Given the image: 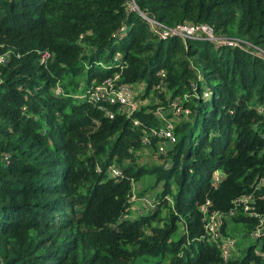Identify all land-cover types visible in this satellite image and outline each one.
<instances>
[{
  "label": "trees",
  "instance_id": "trees-1",
  "mask_svg": "<svg viewBox=\"0 0 264 264\" xmlns=\"http://www.w3.org/2000/svg\"><path fill=\"white\" fill-rule=\"evenodd\" d=\"M131 1L0 0V264H264L255 243L225 260L202 210L210 201L226 214L254 193L264 215V58L161 39L143 17L208 24L264 50V0ZM116 53L122 61L106 67ZM115 73L137 88L134 114L105 103L111 118L75 97ZM173 100L189 110L172 116L176 141L152 137L157 160L141 164L143 136L163 124L154 111ZM111 165L122 176L110 177ZM143 178L146 190L162 188L157 208L132 218ZM239 209L222 236L259 223Z\"/></svg>",
  "mask_w": 264,
  "mask_h": 264
},
{
  "label": "built area",
  "instance_id": "built-area-1",
  "mask_svg": "<svg viewBox=\"0 0 264 264\" xmlns=\"http://www.w3.org/2000/svg\"><path fill=\"white\" fill-rule=\"evenodd\" d=\"M131 10H138L135 2L132 0L129 4ZM143 17L150 22L153 31L161 39H168L175 36H180L185 39H197V40H208L212 41L220 46H228V47H240L247 51L254 52L264 58V50L252 44L251 42L244 40L239 37H231L226 35L216 34L213 27L208 24L199 23V24H190V23H181L176 26H167L163 23H160L156 20L149 18L148 16L143 14ZM125 29H121L123 32ZM48 53L43 55V61L46 57H48ZM7 55L0 56V64L6 61ZM121 54L116 53L112 63L110 65H106V67H113L116 65V62H121ZM160 75L164 76L165 72L160 71ZM61 92L60 89H57L56 94ZM211 92L208 90L204 97L209 99L211 96ZM75 97L81 101H88L93 104L98 105L99 109L103 110L107 116L114 117V112L107 108L108 105H117L126 112L128 115H132L137 112L140 108V101L137 99V94L133 85L128 83H124L120 81V74H116L114 76H110L105 80L94 83L89 89L86 91L75 94ZM106 103V104H105ZM258 112L264 113V105L259 106ZM168 110H173L174 116H179L182 114H188L189 110L184 109L182 106V102L180 100H173L169 107L158 106L155 109V114L162 119L163 124L160 127H153L149 130V133H146L143 136V144L150 145L152 142V137H158L160 139H164L168 143H174L176 141L175 135V124L174 119L169 117ZM136 125H139V121L135 120ZM162 152L165 151V148L161 147ZM107 173L110 177H119L122 176L121 169L117 165H111ZM223 174L220 171H216L214 175L215 181L221 180ZM264 183V179H261L258 182L257 189L262 186ZM253 194H245L239 196L233 200L234 207L228 213H220L218 211L210 212L209 206L211 205L210 201H207L205 205H203L202 210L205 214V229L206 234L209 239L213 241L220 240L221 241V250L225 260H229L232 257H235L237 254L233 248L235 240H232L233 245L229 247H225L227 245V241L222 236V227L225 220L229 219L231 215L239 214L240 208H243L244 212L249 216H254L259 218V223L256 225L254 229H252L250 233V237L256 240H260L264 238V215L262 216L258 211L254 210L252 203L254 202ZM144 202L149 207V210H155L157 208V204L152 203L148 198H144ZM227 237V236H226ZM260 253V252H259ZM263 253V251H262ZM264 255V254H263Z\"/></svg>",
  "mask_w": 264,
  "mask_h": 264
},
{
  "label": "rangeland",
  "instance_id": "rangeland-1",
  "mask_svg": "<svg viewBox=\"0 0 264 264\" xmlns=\"http://www.w3.org/2000/svg\"><path fill=\"white\" fill-rule=\"evenodd\" d=\"M221 35V34H220ZM226 36H229L227 34H223ZM215 44V43H214ZM217 47H228V46H220L215 44ZM139 89V88H138ZM137 88L135 87V91ZM208 107H210V103L208 104ZM173 110H168L169 117L173 116ZM165 142H162L160 140L159 143H156V145L165 148L164 146ZM171 145L172 143L169 142ZM145 148L144 151L141 153L140 157V163L141 164H147V163H152L154 160H157V155L154 152L153 148H150L148 145L146 146L144 144ZM165 152V151H164ZM147 180L146 178L141 179L140 181H135L133 182V196L131 198V214L129 217L132 218H138L139 216L146 214L149 212V207L147 204L144 202V198H148L152 203L157 204L158 199L156 198V193L160 191L162 188L159 186L158 190H153V189H148L146 190L147 187ZM228 231L232 233L233 236H227L224 237L223 239L227 241V245L225 247H229L230 245H233L232 240H235L234 242V250L237 254H235V257H238L244 253L243 249L247 248L251 244H257V250H261V248L264 245V238L260 240H256L250 237V233H246L245 227L240 226V225H231L228 228ZM211 240V239H210ZM264 254V252H263Z\"/></svg>",
  "mask_w": 264,
  "mask_h": 264
}]
</instances>
